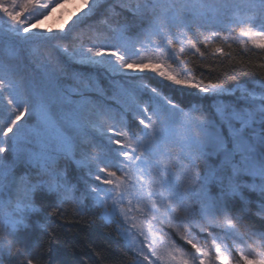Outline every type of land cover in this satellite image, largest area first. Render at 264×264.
I'll return each mask as SVG.
<instances>
[{"label":"snow or ice","instance_id":"1","mask_svg":"<svg viewBox=\"0 0 264 264\" xmlns=\"http://www.w3.org/2000/svg\"><path fill=\"white\" fill-rule=\"evenodd\" d=\"M65 2L0 0V259L42 264L22 236L40 191L58 201L48 216L102 209L131 264H264L243 195L259 192L264 218V62L233 63L264 60V0H81L40 29ZM225 61L259 94L197 72Z\"/></svg>","mask_w":264,"mask_h":264},{"label":"trees","instance_id":"2","mask_svg":"<svg viewBox=\"0 0 264 264\" xmlns=\"http://www.w3.org/2000/svg\"><path fill=\"white\" fill-rule=\"evenodd\" d=\"M234 50L239 53V46L234 45ZM249 59L254 63L264 62L258 57L237 55L233 63L237 61L246 63ZM199 71H204L209 77L218 78L229 86L236 83L232 79L233 75L241 84L247 86H252L250 83L259 80L258 75L244 76L234 71L226 61L223 66H215L211 71L200 66L197 69V72ZM173 99L186 108L199 102L196 97L183 93H175ZM210 102V99L203 101L205 105ZM246 195L251 206L246 213L244 224L256 228L264 227V218L257 215L256 208L260 196L249 190H246ZM35 202L45 211L30 217V226L22 236L40 245L37 254L43 257L42 264H131L134 253L118 234L116 224L102 218L100 209L87 205L80 210L59 207L56 215L48 216L47 213L52 212L58 204L53 194L37 191Z\"/></svg>","mask_w":264,"mask_h":264},{"label":"rangeland","instance_id":"3","mask_svg":"<svg viewBox=\"0 0 264 264\" xmlns=\"http://www.w3.org/2000/svg\"><path fill=\"white\" fill-rule=\"evenodd\" d=\"M81 9V0H66V2L64 3L63 7H55L54 10H52L50 12V14L47 16V18H41L40 19V23H39V28L40 29H52L53 31H57L59 30L61 27L69 25L70 20L74 19L77 12L80 11ZM123 15L128 17V23H133V19L131 17V15L129 13H124ZM121 22L123 23L124 21L121 20ZM28 71H31L30 69ZM27 74V72H26ZM150 75V74H149ZM242 87H246L248 89L249 92H253L255 91L257 94H259L260 92V87L258 84L255 83H250V85L252 86H247L244 84H241ZM237 95H239V93H237ZM226 102H230L233 101L235 99L234 96H226L225 98ZM211 101V100H210ZM212 103V101L210 102V104ZM191 106V105H190ZM62 167L64 166L63 162H62ZM199 167L201 169L204 168L203 163H201L199 165ZM67 169H68V173L70 178H72L73 180H75V178L78 176V172L76 171V167L74 164H72L71 162H68L67 164ZM245 182L246 183H250L252 182L250 177H245ZM213 193L215 192V189H212ZM248 191V190H247ZM250 191V190H249ZM252 192H256L257 195H259L258 191H252ZM244 197L249 201L247 195H246V190L243 193ZM54 199L57 201L55 194H53ZM260 196V195H259ZM58 203V201H57ZM259 201L256 203V206H258ZM243 206V201H241L239 198H237L235 207L236 208H240ZM61 208H66V209H74V210H80L82 207H78L76 204L72 203L70 200L65 202L62 206H60ZM257 208V207H256ZM101 210V216L105 221H109L103 214H102V209ZM121 237V236H120ZM122 238V237H121ZM26 241H28L29 243H33L27 239H25ZM122 240L124 241V243L126 244V246L128 245V242L122 238ZM181 244L183 243L182 241L180 242ZM147 250L145 249V252ZM37 252V249H36ZM0 264H10V260L8 258H3L0 259ZM18 264V262H17Z\"/></svg>","mask_w":264,"mask_h":264},{"label":"bare ground","instance_id":"4","mask_svg":"<svg viewBox=\"0 0 264 264\" xmlns=\"http://www.w3.org/2000/svg\"><path fill=\"white\" fill-rule=\"evenodd\" d=\"M258 182V181H257Z\"/></svg>","mask_w":264,"mask_h":264}]
</instances>
